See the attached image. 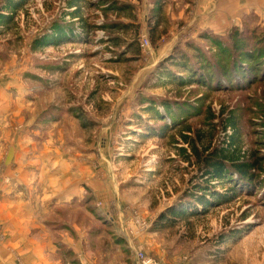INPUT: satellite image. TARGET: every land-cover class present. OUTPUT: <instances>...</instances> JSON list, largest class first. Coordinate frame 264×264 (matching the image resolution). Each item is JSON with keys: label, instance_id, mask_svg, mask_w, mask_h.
I'll return each mask as SVG.
<instances>
[{"label": "rangeland", "instance_id": "374dc122", "mask_svg": "<svg viewBox=\"0 0 264 264\" xmlns=\"http://www.w3.org/2000/svg\"><path fill=\"white\" fill-rule=\"evenodd\" d=\"M142 2L0 0V93L9 99L0 106V135L20 122L21 131L35 134L37 151L63 157L72 181L84 179L87 167L89 184L102 186L110 199L86 191L96 211L87 228L98 257L109 252L112 260L137 264L134 251L142 248L157 264H264V163L252 196L234 175L207 182L197 156L233 149L240 163L264 157L263 65L194 40L209 65L197 81L199 73L179 69L170 77L160 63L179 45L192 11L181 0H162L149 28L150 6ZM125 4L130 10L120 11ZM170 7L172 23L165 15ZM254 17H233L218 32L219 43L233 42L234 26L264 27V12ZM232 69L242 79L235 87L227 75ZM198 185L211 201L207 212L159 223ZM78 211L70 217H81ZM108 216L115 226L106 229ZM114 242L121 245L116 252Z\"/></svg>", "mask_w": 264, "mask_h": 264}, {"label": "crops", "instance_id": "0c3cea01", "mask_svg": "<svg viewBox=\"0 0 264 264\" xmlns=\"http://www.w3.org/2000/svg\"><path fill=\"white\" fill-rule=\"evenodd\" d=\"M181 1L192 15L185 21L186 30L179 41V34L174 35V41L179 45L188 40H199L197 38L204 31L214 34L225 31L233 17H238L237 20L248 16L255 18L264 12V0H243L244 4L236 0H193L190 4H185L186 0ZM143 3L150 6L149 13L144 15V23L149 27L157 19L156 0H143ZM169 11L165 15L172 23L175 13L171 7ZM157 26L158 29L164 28L162 23ZM162 32L169 36L167 31ZM185 35L187 38H183ZM172 38L173 35L169 41ZM3 101L8 102L9 99L1 98L0 93V106H3ZM2 115L0 112L1 119ZM20 127V122L11 124L8 133L0 135V264H124L120 259L112 260L109 252L100 257L94 255L88 236V214L95 216L96 211L90 208L86 191L91 188L97 200H110L107 192H103L102 186L95 189L89 184L87 167L83 170L84 179L72 181L67 172L70 168L63 164V157L58 156V160H54L46 150L37 151L35 134L27 127L21 131ZM54 164L58 166L54 167ZM74 207L81 210L78 211L81 217L75 220L70 217ZM85 209L86 219L85 212H82ZM100 212L110 214L108 208H101ZM104 220L111 223L109 226L105 224L104 228L115 226L109 216ZM107 242L104 238L101 243L104 246ZM120 247L119 242H114L112 251L116 252Z\"/></svg>", "mask_w": 264, "mask_h": 264}, {"label": "trees", "instance_id": "16d2710c", "mask_svg": "<svg viewBox=\"0 0 264 264\" xmlns=\"http://www.w3.org/2000/svg\"><path fill=\"white\" fill-rule=\"evenodd\" d=\"M160 3H162V0H156L155 4L157 11L161 6ZM18 4H21V2H17V5ZM120 9V11H125V9L130 10V6L128 4H125L121 6ZM73 16L74 18L77 17L75 16V14ZM118 27H121V25H119ZM251 29L252 28L245 27L239 30L238 26H234L233 30L229 32V39L233 40V42H224V44H222V42L221 44L219 43L220 35L214 34L209 31H204L199 36V40L211 42L217 47L220 46L222 54L226 56H229V51H232L233 54L239 55L248 65H250L251 62L254 63L257 59H259V62L262 63L264 69V27L257 25L252 30ZM155 30H157V27ZM226 45H228V47ZM201 46L202 44L200 42H196L194 40H188L187 42L178 45L177 47H175V51L173 52V54L160 63V68L165 69V72H167L170 77L177 76L176 74L178 72L176 73L175 69L199 73L196 74L194 78V81H197V78H199V76L204 72V63H208L206 62V60L208 61L207 56H205L201 52ZM189 50H191L194 55H192ZM236 61L237 60L234 57V59H232L231 61V64H234ZM256 65L261 64L257 63ZM209 71L214 75L212 69ZM227 75H231V78L234 81L232 83L234 87L237 86V84H240V82L242 81V79L238 77L237 72L234 69H232ZM262 76H264V70L262 72ZM198 152L199 150H197V153ZM237 152L238 151L233 149L222 152L215 150L214 152L208 153L206 157H203L202 154H197L198 162H201L204 166L203 169L205 173L203 176L207 178V182L212 180L220 181L224 179L223 177H225L226 175L228 177L234 175L237 177L234 182L236 186H239V188H242L243 186L248 187L249 190L247 192L252 195L254 193L252 191L254 188L261 187L259 184L258 173H260L261 171V165L264 163V157L254 156L250 158L248 162L240 163L239 161H237L238 159H236L235 153ZM195 188L197 190L194 191L187 203L182 204V206L177 208H169L166 212L162 213L159 223L162 221L172 222L177 220L178 218L201 215L203 211L207 212L208 205L211 204V201H208V196L204 194L206 193V190L205 188L200 187V185L196 186Z\"/></svg>", "mask_w": 264, "mask_h": 264}, {"label": "built area", "instance_id": "2783aa9c", "mask_svg": "<svg viewBox=\"0 0 264 264\" xmlns=\"http://www.w3.org/2000/svg\"><path fill=\"white\" fill-rule=\"evenodd\" d=\"M143 47L149 46L150 43L148 42L147 38H143ZM134 257L136 259L137 264H157L152 257L147 255L144 249H135Z\"/></svg>", "mask_w": 264, "mask_h": 264}]
</instances>
